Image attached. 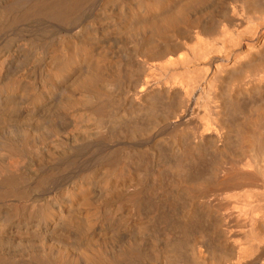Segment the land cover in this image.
Returning a JSON list of instances; mask_svg holds the SVG:
<instances>
[{"label": "bare ground", "instance_id": "6f19581e", "mask_svg": "<svg viewBox=\"0 0 264 264\" xmlns=\"http://www.w3.org/2000/svg\"><path fill=\"white\" fill-rule=\"evenodd\" d=\"M0 264H264V0H0Z\"/></svg>", "mask_w": 264, "mask_h": 264}]
</instances>
